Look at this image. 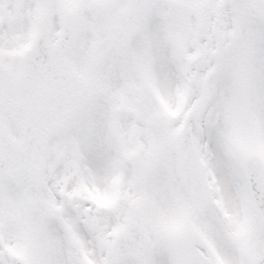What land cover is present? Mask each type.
I'll use <instances>...</instances> for the list:
<instances>
[{"label": "snow or ice", "instance_id": "obj_1", "mask_svg": "<svg viewBox=\"0 0 264 264\" xmlns=\"http://www.w3.org/2000/svg\"><path fill=\"white\" fill-rule=\"evenodd\" d=\"M0 264H264V0H0Z\"/></svg>", "mask_w": 264, "mask_h": 264}]
</instances>
